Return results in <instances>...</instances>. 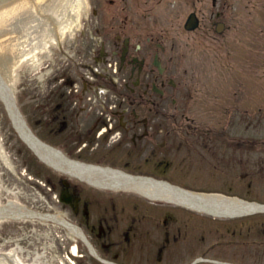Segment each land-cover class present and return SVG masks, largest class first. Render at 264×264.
I'll use <instances>...</instances> for the list:
<instances>
[{
  "label": "flooded vegetation",
  "instance_id": "obj_1",
  "mask_svg": "<svg viewBox=\"0 0 264 264\" xmlns=\"http://www.w3.org/2000/svg\"><path fill=\"white\" fill-rule=\"evenodd\" d=\"M135 1L143 9L146 1ZM103 8L96 1V63L110 55L116 58L129 22L103 14ZM166 37L164 29L151 35L158 40ZM127 61L130 64L128 58ZM120 71L117 80L111 75H98L82 83L84 93L88 89L96 91L99 86L114 93L107 95L108 102L103 103L97 95L77 98L70 92L69 86L81 82L83 74L68 66L64 84L57 85L54 79L49 84L51 93L41 97L45 100L36 106L41 113H48L50 136H61L67 164L60 170L61 176L56 168L49 173V193L64 196V201L60 200L64 216L84 232L97 250L94 264H213L215 253L229 248L244 262L248 243L244 220L215 222L204 210L209 204L191 192L142 193L118 186L126 183L127 173L141 172L152 163L157 165L159 179L193 188L199 180L211 179L208 168L214 165L225 171L226 188L234 191V183L239 188L238 181L242 180L238 164L243 162L241 137H227L229 129L186 127L179 121L186 118L185 113L166 111L165 95L152 90L154 83L166 87L164 75L156 68L145 64L136 71L125 65V71ZM135 76L139 78L137 86ZM116 99L119 110L110 105ZM100 125H113L115 130L99 137ZM87 166L119 167L126 175L118 178L105 170L91 171Z\"/></svg>",
  "mask_w": 264,
  "mask_h": 264
},
{
  "label": "rangeland",
  "instance_id": "obj_2",
  "mask_svg": "<svg viewBox=\"0 0 264 264\" xmlns=\"http://www.w3.org/2000/svg\"><path fill=\"white\" fill-rule=\"evenodd\" d=\"M228 1L227 6L217 8L212 7L211 0H198L197 8L192 2H182L176 10H167L165 16L169 18L163 17V27L179 38L175 39V44L170 38L165 39L168 49L163 58L172 73L184 71L182 74H186V86L192 96L196 95L186 111L194 115L198 127L245 128L239 131L246 137L243 155L248 177L245 186L254 184L251 191L260 195L255 187L262 180L261 199H264V0ZM59 4L56 8L63 17L78 18L83 24L89 16V0H69L67 5L60 1ZM193 9L200 12L203 21L198 30L188 32L183 23ZM213 11L215 15L218 11L223 13L220 19L226 21V28L222 34L215 31L216 17L213 21L210 17ZM178 51L180 54L175 62ZM36 56L37 67L32 57L27 58L11 70L9 77L49 80V46ZM2 75L8 79L5 73ZM3 106L0 101V143L4 153L0 155V205L17 201L42 212L56 213L44 186L38 183L44 181L45 172L35 160L28 164L30 155L10 119L1 114L7 112ZM256 136L260 137L261 151L248 149L259 143L254 139ZM6 138L10 141L5 147ZM72 243L65 230L55 222L0 221V251L21 246L22 251L17 249L18 255L26 261L30 260L28 250H36L43 264L46 258L49 264H61L62 257H73L68 249Z\"/></svg>",
  "mask_w": 264,
  "mask_h": 264
},
{
  "label": "bare ground",
  "instance_id": "obj_3",
  "mask_svg": "<svg viewBox=\"0 0 264 264\" xmlns=\"http://www.w3.org/2000/svg\"><path fill=\"white\" fill-rule=\"evenodd\" d=\"M43 0H41L38 3H42ZM54 1V0H53ZM52 0L49 2V0H46V2L44 4H34L36 8H38L40 11H44L47 15V17H49V13H51V15L55 16L54 11L52 10L53 8V2ZM49 4V6H48ZM32 6H30L29 8L19 12L18 14L8 18L7 20L3 21L0 23V35L4 34L3 36H0V58L4 61V63L7 61L8 57H12L13 61L10 62L11 65L15 66L17 61L20 60L19 58V54L22 52L21 56L24 58L27 57H31L32 55H35V50L38 47L39 48H45L46 44L45 40L47 39L46 35H43L41 32H39L38 30L35 31V34L33 35L35 38L33 39V41L28 42L27 39H25V43L27 44L26 47L22 48L21 45L22 43L19 41V36H17L18 31L16 30V26L22 22L23 19H27L30 18V16H33V11H32ZM57 17V16H55ZM60 16H58L59 19V24L62 25L61 26V32H69L71 31V29L73 28V21H68L66 20L65 22L63 21V19L59 18ZM33 22H36L33 21ZM27 23H25L24 25H26ZM35 27V25L33 26ZM33 27H30L31 29ZM22 29V27H21ZM17 33V34H15ZM32 33V32H31ZM53 37L52 33H49V38ZM33 38V37H32ZM54 39V38H53ZM49 43L54 44L55 42H51V40L49 39ZM30 49V50H28ZM7 57V58H6ZM19 58L18 60H15L16 58ZM6 87V88H5ZM8 88V86H1L0 85V93L2 95H4L5 97H7L8 99V91H6V89ZM9 101V100H8ZM0 154H2L1 150H0ZM41 154L48 158L49 154L45 153V152H41ZM13 210V207H12ZM8 213V210H4V211H0V214H6ZM14 213H19V215H21V217H27V216H31L32 218H42V219H47V215L44 214H40V213H33L31 212L29 209H26L25 207H21L18 206V208L16 210H14ZM13 213V214H14ZM74 251L76 252V248H74ZM10 256L15 260V256L16 254H10Z\"/></svg>",
  "mask_w": 264,
  "mask_h": 264
},
{
  "label": "water",
  "instance_id": "obj_4",
  "mask_svg": "<svg viewBox=\"0 0 264 264\" xmlns=\"http://www.w3.org/2000/svg\"><path fill=\"white\" fill-rule=\"evenodd\" d=\"M40 1L41 0H15L9 4L3 5V7L0 8V23Z\"/></svg>",
  "mask_w": 264,
  "mask_h": 264
}]
</instances>
